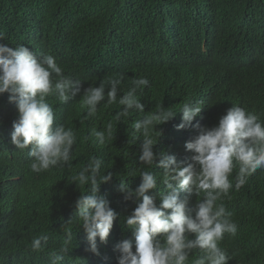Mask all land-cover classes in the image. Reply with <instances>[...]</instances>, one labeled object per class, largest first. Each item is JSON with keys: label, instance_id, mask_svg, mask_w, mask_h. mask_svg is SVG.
Returning <instances> with one entry per match:
<instances>
[{"label": "trees", "instance_id": "16d2710c", "mask_svg": "<svg viewBox=\"0 0 264 264\" xmlns=\"http://www.w3.org/2000/svg\"><path fill=\"white\" fill-rule=\"evenodd\" d=\"M0 44L52 55L66 76L81 80L80 93L67 103L47 98L55 112L54 126L63 124L76 134L70 167L39 174L30 170L27 150L11 143L17 109L7 93L0 96V264H50L49 254L60 248L67 232L72 244L61 264H117L116 245L134 239L123 218L137 206L135 200H124L120 180L133 190L141 183L142 137L137 139L134 123L159 105L179 111L186 102L203 101L192 123L209 128L237 105L257 114L264 125V0H0ZM118 74L124 79L117 103L108 105L105 96L96 116L85 118L84 90ZM139 77L149 80L137 93L145 112L132 111L130 117L115 121L122 107L119 97ZM109 122L112 138L105 145L94 143V135L86 139L93 130H106ZM180 122L177 112L157 126L162 135L154 151L168 150L187 162L192 153L184 145L197 132L192 127L178 131ZM91 156L103 160L101 174H113L98 195L117 213L107 242L98 240L99 255L85 250L86 233L77 221L69 222L74 202L86 191V186L79 190L69 182ZM143 170L157 175L163 171L154 166ZM237 172L234 168L229 177V195L217 202L232 214L237 233L225 234L220 247L230 257L229 264H264V170L249 176L239 190L234 187ZM158 190L164 185L158 183ZM149 194L159 203L157 191ZM195 199L189 200V209ZM40 235L48 237L44 250L32 252L31 240ZM199 254L194 251L189 264Z\"/></svg>", "mask_w": 264, "mask_h": 264}, {"label": "clouds", "instance_id": "9594fccd", "mask_svg": "<svg viewBox=\"0 0 264 264\" xmlns=\"http://www.w3.org/2000/svg\"><path fill=\"white\" fill-rule=\"evenodd\" d=\"M123 79V74H118L84 90L85 118L96 116L105 96L108 105L117 103ZM148 85L146 77L132 79L131 87L118 99L122 107L115 113V121L130 117L132 111L145 112L137 93H142ZM80 91L81 80L66 76L54 56H37L24 45L12 48L0 44V96L7 93L8 102L14 103L17 109L11 143L16 149L27 150L33 173L63 165L70 167L77 137L63 124L54 126L55 112L47 98L54 96L59 102L67 103ZM203 107V101L186 102L179 111H172L161 104L157 111L135 121L134 130L140 134L137 139L142 137L138 157L142 166L138 175L141 183L134 190L125 180H120L119 186L124 200L137 202L134 210L123 218L134 239H124L116 245L117 264H189L194 251L200 254L192 264H229L230 257L220 247V242L225 234L235 236L237 225L224 204L217 202L227 197L233 188L229 177L234 168H238L234 178L236 190L258 169L264 170V125L257 114L237 105H232L211 128L199 122L193 125ZM177 112L181 113L177 130L192 127L197 132L184 145L186 151L192 153L187 162L178 161L168 150L154 151L162 135L157 126L172 120ZM112 132L113 124L109 122L106 130H93L86 139L91 140L94 135V143L105 145L112 138ZM102 164L101 158L91 156L69 182L79 190L86 186V191H80L81 195L74 202L76 211L69 222H78L79 229L86 233L88 247L85 250L95 255H99L98 240L107 242L117 219L110 202L98 195L100 186L113 178L111 172L101 174ZM145 166L159 167L163 171L157 175L143 170ZM130 175L136 176L135 173ZM158 183L164 185L163 191L158 190ZM150 190L158 192L159 203L149 194ZM181 192L185 193L183 199ZM193 196L195 204L189 209L187 205ZM47 240L46 235L33 237L31 251H43ZM71 244L72 234L67 232L60 248L49 254L50 264H61L62 254L70 251Z\"/></svg>", "mask_w": 264, "mask_h": 264}]
</instances>
